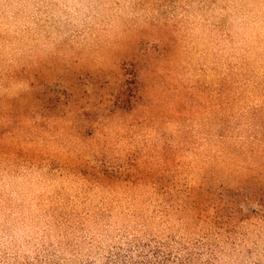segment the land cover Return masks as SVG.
Segmentation results:
<instances>
[{"label": "rangeland", "instance_id": "374dc122", "mask_svg": "<svg viewBox=\"0 0 264 264\" xmlns=\"http://www.w3.org/2000/svg\"><path fill=\"white\" fill-rule=\"evenodd\" d=\"M133 70H150L156 114L133 117V103L118 110L106 100ZM235 80L234 107L247 106L245 148L234 162L224 150L203 166L194 155L215 147L225 86ZM263 91L264 0H0V152L11 156H0V264H104L142 226L158 238L198 240L214 211L207 201L199 221L193 201L217 182L247 190L233 191L222 211L261 213L244 195L264 196V180L244 183V174L264 165L253 138L263 133L253 110L264 107ZM183 144L196 169L182 172L189 189L176 194L170 186L181 175H161L159 165ZM148 172L157 187L137 186ZM237 214L219 264H264V222Z\"/></svg>", "mask_w": 264, "mask_h": 264}, {"label": "trees", "instance_id": "16d2710c", "mask_svg": "<svg viewBox=\"0 0 264 264\" xmlns=\"http://www.w3.org/2000/svg\"><path fill=\"white\" fill-rule=\"evenodd\" d=\"M162 57V55H160ZM163 58V57H162ZM123 69H125V64H123ZM150 70H146L141 76V72L133 70L130 73H126L123 75L122 79H119V89L117 92H112L109 94L108 98L106 99L108 102H114V106L118 108V110L124 109V106H131L133 103L134 106H131L132 112L130 113L131 116L135 115V112L138 109H141L145 114H156L159 109L160 100H157L158 95V87L149 86ZM239 79V77H238ZM227 81L226 79H224ZM240 84L239 80L227 82V87L225 86L224 92L229 93V91L233 90L235 86ZM252 84V83H251ZM250 86V85H249ZM251 90H257L259 88L258 82H253L252 86L250 87ZM254 88V89H253ZM254 92V91H253ZM231 94L227 95L225 101L221 105L222 110H224V114L220 116L218 120L217 126L219 127V133L215 137L216 145L215 147L209 148V152L204 156H200L199 154H195L192 149H186V144L183 146H179L173 148L172 154H168L165 159L161 160L160 174H167L168 172L171 173L173 170L174 174H180L181 178H175L172 182L170 189L173 188V192L176 194H181L187 190H183L186 187V180L188 176H183L182 172L184 170H195L196 163L186 164V153L194 152L195 161L203 164L206 162H215V154H223L221 151H226L227 158L230 162H234L238 160L240 157L239 151L245 148L246 144V136L247 134L244 132L243 122L239 119L242 117L245 112L247 111L246 105L241 106L238 110L234 107L236 99ZM264 100V91L259 95ZM107 97V96H106ZM60 102V97L57 98L55 103L58 104ZM74 99L72 95L68 96L65 100V104L73 103ZM261 107L259 109L253 108L255 111V116H260L259 120L261 121V130L262 134L254 135L253 138L255 141H258L261 145L264 146V111ZM251 108H248V110ZM134 112V113H133ZM260 112H263L262 114ZM176 114L183 115V110L176 109ZM254 116V117H255ZM53 117V116H52ZM135 117V116H133ZM138 120L141 118L142 120H146L145 115H138ZM51 119V118H50ZM159 121L158 119H156ZM187 136V135H186ZM190 137V136H188ZM188 137H185V141H190ZM194 139V137H193ZM216 147L218 148L214 155H211V150H215ZM164 149V150H163ZM161 151L167 152V148H163ZM183 154H180L182 152ZM195 150V149H194ZM2 154V155H1ZM0 156L5 158V160H11V156L6 151H1ZM151 157L147 156V164L151 165ZM157 159H161L157 157ZM162 167H169L164 169ZM171 168V169H170ZM232 169L230 164L226 168V171H230ZM255 172L251 174V171L246 170V181L244 183H254L253 180H264V165L258 164L255 166ZM102 177L107 180L113 181H122V182H130L124 178L123 174H111L109 172L102 171ZM151 172H148L145 176H139L134 181V183L138 186L139 182L142 184H151L154 187H157V182H152L151 179L153 176ZM177 177V176H176ZM174 178V177H173ZM260 182V181H259ZM264 182V181H262ZM98 186L101 184L100 181L97 182ZM218 187H211L206 188L205 192L208 195V198H195L193 201L194 207L193 210L198 212V219L199 221L203 219L204 213L209 209H204V203L207 201L210 203L209 207L212 211V218H205V220H211L212 228L209 232H206L204 236L199 238L198 240H185L183 238L179 240L175 239H163L158 238L155 236L150 235L149 228L147 226H142L141 234L142 236H134V234H128V241L126 245L122 248H112L110 249L109 253L107 254L106 260L104 264H219L221 259L223 258V250L221 248L220 240L222 236L226 235V240H229L236 230V226L233 224V220L238 217L237 213H242V221H250L253 219L260 220L264 222V196H260V194H251L252 192H248L244 195L245 200L247 203L256 204V207L260 208L261 213H255L253 216L246 215L243 212L234 211H222L224 210V206L226 205L231 206L235 203L233 199L237 198L239 194L232 193L236 191H247L243 182H239L237 184V188L232 185H225V184H218ZM141 184V185H142ZM108 187H106L107 189ZM190 191L192 189L190 188ZM255 192V191H254ZM256 193V192H255ZM233 197H232V196ZM213 196H217L212 199ZM211 197V199L209 198ZM232 197V198H230ZM218 204V205H217ZM203 205V206H202ZM222 207V208H221ZM169 208H165L162 211V216L165 217L166 214L169 213ZM240 221V222H242ZM93 264V263H92Z\"/></svg>", "mask_w": 264, "mask_h": 264}]
</instances>
